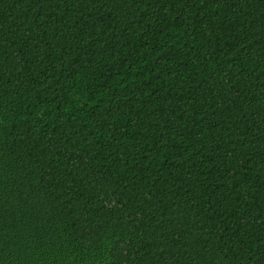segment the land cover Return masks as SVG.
Wrapping results in <instances>:
<instances>
[{
    "label": "trees",
    "instance_id": "1",
    "mask_svg": "<svg viewBox=\"0 0 264 264\" xmlns=\"http://www.w3.org/2000/svg\"><path fill=\"white\" fill-rule=\"evenodd\" d=\"M0 264H264V0H0Z\"/></svg>",
    "mask_w": 264,
    "mask_h": 264
}]
</instances>
